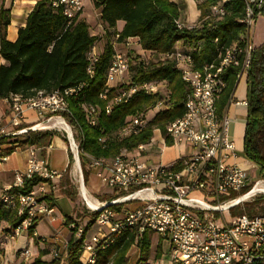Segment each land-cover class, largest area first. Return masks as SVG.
Listing matches in <instances>:
<instances>
[{"label":"built area","instance_id":"obj_1","mask_svg":"<svg viewBox=\"0 0 264 264\" xmlns=\"http://www.w3.org/2000/svg\"><path fill=\"white\" fill-rule=\"evenodd\" d=\"M58 3L62 5L63 13L69 21L82 10L80 0L53 1V5ZM263 3L264 0H246L244 16L240 19L247 28L243 43H232L224 47L215 60L195 67L193 52L200 46H181L178 42L173 51L161 55L162 58L168 57L175 62L181 79L187 85V92L182 100L183 114L170 121L165 128L171 143L178 147L185 145L179 149L180 153L174 162L150 163L146 159L145 151L154 143L159 142L163 147L166 145L158 128L153 129L152 136L146 142L138 143L131 149L122 148L113 156L94 157L84 153L85 168L93 169L101 183L112 188L114 195L103 200L89 195L94 204L82 197L86 208L91 213H96L93 222L95 232L91 235L84 233V225L74 222L68 224L72 228L71 234L82 239L79 254L82 264H94L97 250L107 247L117 235L130 228H134L139 234L151 233L156 242L161 241V257L152 264L264 262V214L251 217L246 214L230 216L232 207L257 194L264 195V179L257 178L249 183L248 170L257 168L255 163L243 166L235 161L229 162L231 158L238 156L230 134L232 118L229 109L232 104L247 106V101L234 100L232 93L221 114L217 112L216 105L225 85L223 72L226 67H237L236 85L246 77L253 49L249 41V27L259 13L255 12L254 7L260 9ZM211 12L221 16L224 13L221 2L212 5ZM176 24L178 27L183 25L180 21H176ZM117 37L116 32L113 41ZM113 41V52L105 78L107 86L122 83L130 65L129 56L116 50ZM119 43L126 46L134 43L140 60H146L143 54L147 52L140 48L137 37H127ZM99 52L95 45L88 51L87 73L93 74ZM84 85L85 83H80L49 92L38 90L32 96L10 93L0 98L7 106L5 126L8 129L4 133V126L0 127V133L18 135L25 133L22 131L29 125L39 126L38 130L50 129L66 133L82 186L79 142L73 136V131L77 135V130L68 116L71 114L69 98ZM137 90L165 95V83L144 80L124 85L105 105L106 111H109L113 102H125ZM100 96L105 98V92ZM167 105L165 97L157 99L144 112L128 117L117 135L124 137L137 133L149 120L148 114L153 115ZM82 107L87 114L88 123L94 124L96 106L83 104ZM26 110L33 111V123H27ZM6 158L7 156L1 157L0 161ZM66 167L67 164L64 168ZM35 174L43 180L29 192L11 191V186H21L24 177ZM61 174L40 155L38 148L32 145L27 147L24 168L15 170L12 184L0 190V201L3 204L16 207L18 214L25 213L21 222L6 234L8 238L13 239L23 231L28 232L34 218L47 216L51 221L55 219L54 207L40 197L56 191V182ZM244 188L247 190L240 193ZM233 192L238 194L231 196ZM226 214L229 216H225ZM31 230L36 235L35 226ZM66 243L67 240L64 241V247ZM18 254L26 259L31 255L28 247L20 249Z\"/></svg>","mask_w":264,"mask_h":264},{"label":"trees","instance_id":"obj_2","mask_svg":"<svg viewBox=\"0 0 264 264\" xmlns=\"http://www.w3.org/2000/svg\"><path fill=\"white\" fill-rule=\"evenodd\" d=\"M53 1L36 0L13 41L5 37L6 26L10 21L9 9L0 8V57L4 59V63L0 64V98L10 93L32 96L38 90L49 92L85 83L80 91L69 98L71 114L68 116L77 130L79 157L83 167L84 153L94 157L113 156L122 148L131 149L138 143L146 142L154 128L160 130L166 144L171 143L165 128L170 121L183 114L182 100L187 85L181 79L175 62L168 57L162 58V54L173 51L177 42L181 46L199 45L193 56L195 67H200L204 62L215 60L224 47L232 43H243L247 33L246 25L240 21L244 16L246 0H194L199 10L197 23L180 27L176 24V21H180L179 6L174 0H92L95 7H101L100 17L105 32H111L113 39L117 32V42L127 37H137L140 48L148 55L143 61L139 54L129 52V72L124 81L107 86L105 78L113 52L112 41L106 39L94 64L93 74L87 73V53L99 40V36L91 34L88 24L78 15L69 21L63 13L62 5H53ZM219 2L224 13L216 16L211 12V7ZM254 9L264 15V3L260 9ZM118 20L123 21L120 30L116 29ZM236 72L237 67L234 66L226 67L223 72L225 85L216 100L219 114L225 109L234 91ZM144 80L164 82L165 95L137 90L127 101L113 102L109 111H106L105 105L120 87ZM245 82L247 106L242 153L257 165L260 178L264 179V43L251 50ZM102 92H105V98L100 96ZM161 97H165L167 107L155 112L142 129L124 137L117 135L128 117L144 112ZM83 104L96 106L94 124L88 123ZM54 135L55 132L50 129L27 131L18 135L0 133V158L16 148L24 149L30 145L44 154ZM83 177L85 181V167ZM42 180L37 174L24 177L22 185L11 186V191L27 193ZM246 190L244 188L240 193ZM40 199L50 206L55 205L53 191L42 195ZM230 213L233 214L231 216L246 214L250 217L264 214V201L258 199L253 203L246 202L242 207L236 205L230 209ZM24 217L25 213L18 214L16 207H9L0 201V234L12 231ZM95 217L96 213H92L85 224L84 233L93 224ZM37 221L38 218L33 219L29 231L36 226ZM69 222L71 219L67 216L66 223ZM151 236L147 232L139 234L134 228L126 229L107 247L97 250L94 264H126L132 245L139 250L138 264H145ZM81 243L82 239L75 238L72 233L61 253H52V257L47 260L43 258L47 249H40L26 264H82L79 261ZM156 244L157 258L162 254L161 241L158 240ZM252 264L264 262L256 261Z\"/></svg>","mask_w":264,"mask_h":264},{"label":"rangeland","instance_id":"obj_3","mask_svg":"<svg viewBox=\"0 0 264 264\" xmlns=\"http://www.w3.org/2000/svg\"><path fill=\"white\" fill-rule=\"evenodd\" d=\"M186 1L187 0H185V1L176 0L175 1L179 6V20L181 21V23L184 22V20L191 19V11L196 9L195 6H190V4H188V1H190V0H188L187 2ZM254 22L255 21H253V23L249 27V39L252 42V44H254V42H255ZM196 23H197V21L195 23H189L188 24V22L186 21V24H183V25L192 26ZM107 38H109L111 41H113L112 33L111 32H105V30H104L102 37L95 44V47L98 51L102 50V48L104 47V45L106 43ZM113 45H114V48L116 50L121 51L122 53H124L128 56H129V52H131L132 54H136V52H137V48L135 47L134 43H131L130 46H126V45H123L122 43H119L117 41H113ZM143 55H145L146 58L148 56L147 53H144ZM148 116L150 118L152 116V114H148ZM3 130H4V133L8 131L6 126H4ZM52 131H54L55 135H57L58 137H60V139H62L64 145L66 146L67 154H68V158H67L66 155L64 154V152H60L57 149H50V154H49V161L51 163H55V164L59 162L58 168H60V169L63 168L64 163L66 161H68L67 167L64 168L65 169L64 171L58 169L62 174H61V177L56 182V186H57L56 191L53 192V195L56 199L55 211L53 212V216L55 219L53 221H55V222L58 220L60 221V223H59L60 224L59 225V231L60 232H54L53 235L48 236V235H44V234H38L37 230L35 229L36 235L32 233V230H30L26 233L29 236H31L32 238L39 239L40 242H47L49 244V242L51 241V243L55 244V247H53L52 250H54L55 253H61L65 248L64 247V241L68 239V237L70 235L69 232L71 233V231H72V228L68 227V224L74 222L75 224H80V225L85 226L87 221L91 218L92 213L84 205L83 198L81 196V191H80L81 181H80V177H79V172L77 171V169L75 167V164H74L75 161H74L73 155L69 149L66 133H64L62 131H56V130H52ZM75 134L76 133L73 131V136H74L75 140H77ZM154 144L155 145L149 147L145 151L146 159L150 163L169 164L172 161L177 159V157L180 153L179 149H182L185 147L184 144L179 145V147L177 145H174L173 143H168V144L164 145V147L162 146V144H160L158 142H156ZM17 149H20V148H17ZM40 155L43 156V154L41 152H40ZM22 156H23V152H21V150H18L14 154H12L11 158L7 161V163H11L13 160H15L16 165L19 166V168H22V164H23ZM229 162L231 163L232 161L229 160ZM84 167L81 166V174H82L83 186L86 188L87 194L90 196L96 197L100 200L110 198L111 195H113L111 192L112 188L107 186V185H103L101 183V181L96 177L93 169L89 170V169L85 168L87 170V179L84 181V177H83V168ZM248 175H249V183H252L254 180H256L257 178H260V176H261L258 168H250L248 170ZM237 194H238V192H233L231 196H235ZM223 198L224 197H222V199ZM258 199H260V202L264 201V195L263 194H257L251 198H248L247 200H244L242 203H240L239 207L244 206V204L246 202H252L253 203L254 200H258ZM62 213L64 215L71 214L68 216V217H70L71 222L66 223L67 216H64V220H63V222H61V219L56 214H62ZM231 215H233V214L230 213V216ZM225 216H229V215L226 214ZM45 217H46V220L47 219L49 220L48 222H50V223L53 222L47 216H45ZM231 217H233V216H231ZM60 228L62 229V231ZM94 232H95V226L93 224H91L88 227V229L86 230V235L89 236ZM22 234L23 233H21V235ZM6 238L10 239V238H8V236H6ZM156 243L157 242H156L155 236L154 235L151 236L150 250L148 253V259L146 260L145 264H152L155 259L161 257V254H160V257L156 258V255H155L156 245H157ZM25 247H28V246H25ZM19 250L20 249H17L15 251L16 258L18 259L17 264H26L29 261H31L37 255V254H34L33 252H31L29 250L31 255L29 256V258L26 259V258L19 256V254H18ZM52 253H54V252L52 251L51 255L48 256V258L52 257V255H53ZM139 261H140L139 250L137 248L135 249V247L130 248L128 251V261L126 264H138ZM0 264H9V263L6 259L3 258L2 261H0Z\"/></svg>","mask_w":264,"mask_h":264},{"label":"crops","instance_id":"obj_4","mask_svg":"<svg viewBox=\"0 0 264 264\" xmlns=\"http://www.w3.org/2000/svg\"><path fill=\"white\" fill-rule=\"evenodd\" d=\"M80 1L82 4V10L79 13L78 17L85 20V22L88 24L89 31L91 32V34L98 35L100 39L105 30V26L102 23L100 17L101 7H95L93 5L92 0H80ZM35 2L36 0H0V8L1 7L7 8L9 9L10 12V21L7 24L5 30L6 39L10 41L15 40V38L17 37L18 28L24 25L25 18ZM188 4H190V6H195L196 8V4L194 0L188 1ZM198 15H199V10L196 8L195 10L191 11V19L184 20L185 23L184 22L182 23L186 24V21L188 22V24L195 23L197 21ZM254 21H255L254 22L255 42L252 45L253 47H257L264 43V15L258 13ZM122 25H123V21L118 20L116 22V29L120 30ZM3 63H4V59L0 57V64ZM233 95H234V100L241 101L245 99L247 101V87H246L245 79L239 82L235 86ZM229 114L232 118V123L230 126V134L234 140L235 147L238 151V156L235 159L231 158L230 160L235 161L243 166L251 165L252 161L248 160L242 153L244 128L246 122V106L232 104L229 109ZM25 115L27 117L28 124L33 123L35 121V116L33 111L26 110ZM6 117H7V106L0 100V127L5 126ZM50 149H57L60 152H64V154L68 158L66 146L64 145L60 137L54 135L51 139L50 144L46 147L45 153L43 154V157L47 160L49 165L58 170L60 169L58 168L59 162L55 164L49 161ZM18 150H21V152H23L22 168H19V166L16 165L15 160H13L11 163H7V161L11 158L12 154H14ZM186 152H187V148H186ZM26 156H27V147L24 149L16 148L13 152L7 155L6 159L0 161V190L6 185L12 184L14 180V171L22 170L24 168ZM66 164H68V161L64 163L63 168H61L60 170H63ZM53 207L55 211V205ZM56 215L61 219V222H63L64 216H69L71 214L64 215L62 213ZM48 221L49 220L48 219L46 220L45 216L38 218L37 224L35 226V229L37 230L38 234H44L50 236L53 235L54 232H60L59 220L56 222L53 221L51 223ZM22 233H23L22 235L20 234L18 237L11 240L6 238V234L4 233L0 234V249H1L0 252L2 254V259L3 258L6 259L9 264H17L18 259L16 258L15 251L17 249H22L25 246H28L29 250L34 254H37L39 249H47L48 252L44 254L43 258L47 260L51 258V257L48 258V256H50L51 252L54 251L52 250L53 247H55L54 243H51V241L49 242V244L47 242H40L39 239L32 238L31 236H29L26 233V231L25 232L23 231ZM69 234L70 237L71 233L69 232ZM132 247L135 246L132 245L130 248Z\"/></svg>","mask_w":264,"mask_h":264},{"label":"bare ground","instance_id":"obj_5","mask_svg":"<svg viewBox=\"0 0 264 264\" xmlns=\"http://www.w3.org/2000/svg\"><path fill=\"white\" fill-rule=\"evenodd\" d=\"M263 188H264V187H263ZM80 191H81V196H82V197H85L86 200H87L90 204H94V203L92 202L91 197L87 194V190H86V188H85L84 186L81 185V187H80Z\"/></svg>","mask_w":264,"mask_h":264},{"label":"water","instance_id":"obj_6","mask_svg":"<svg viewBox=\"0 0 264 264\" xmlns=\"http://www.w3.org/2000/svg\"><path fill=\"white\" fill-rule=\"evenodd\" d=\"M38 129H39V126L29 125V126L25 127L22 132L34 131V130H38Z\"/></svg>","mask_w":264,"mask_h":264}]
</instances>
